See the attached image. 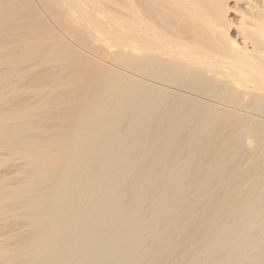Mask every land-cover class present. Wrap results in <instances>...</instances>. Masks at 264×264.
Segmentation results:
<instances>
[{
	"label": "bare ground",
	"instance_id": "6f19581e",
	"mask_svg": "<svg viewBox=\"0 0 264 264\" xmlns=\"http://www.w3.org/2000/svg\"><path fill=\"white\" fill-rule=\"evenodd\" d=\"M0 264H264V0H0Z\"/></svg>",
	"mask_w": 264,
	"mask_h": 264
},
{
	"label": "rangeland",
	"instance_id": "374dc122",
	"mask_svg": "<svg viewBox=\"0 0 264 264\" xmlns=\"http://www.w3.org/2000/svg\"><path fill=\"white\" fill-rule=\"evenodd\" d=\"M247 165H248V163H246V164L244 163V165H243V166H244V167H245V166L247 167Z\"/></svg>",
	"mask_w": 264,
	"mask_h": 264
}]
</instances>
